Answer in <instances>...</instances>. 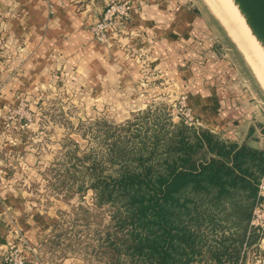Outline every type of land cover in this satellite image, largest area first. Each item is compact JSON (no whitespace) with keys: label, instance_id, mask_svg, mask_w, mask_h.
<instances>
[{"label":"crops","instance_id":"crops-1","mask_svg":"<svg viewBox=\"0 0 264 264\" xmlns=\"http://www.w3.org/2000/svg\"><path fill=\"white\" fill-rule=\"evenodd\" d=\"M110 1L0 0V214L25 233L30 260L46 248L60 218L40 209L27 185L44 181V170L68 147L76 118L123 122L174 98L177 88V96L191 99L202 128L264 151V96L254 94L252 76H242V51L215 16H204L192 0H128L126 31L103 45L90 27ZM247 50L264 65L252 43ZM60 100L84 107L57 110ZM20 101L35 123L20 141L16 133L8 141V108ZM57 112L70 117L67 126L57 124ZM260 251L246 254L243 264H264ZM47 264L83 262L68 255Z\"/></svg>","mask_w":264,"mask_h":264},{"label":"trees","instance_id":"trees-1","mask_svg":"<svg viewBox=\"0 0 264 264\" xmlns=\"http://www.w3.org/2000/svg\"><path fill=\"white\" fill-rule=\"evenodd\" d=\"M157 118L135 145L110 144L116 174L104 175L102 161L89 167L98 205L117 208L106 264H243L259 241L251 221L264 151Z\"/></svg>","mask_w":264,"mask_h":264},{"label":"rangeland","instance_id":"rangeland-1","mask_svg":"<svg viewBox=\"0 0 264 264\" xmlns=\"http://www.w3.org/2000/svg\"><path fill=\"white\" fill-rule=\"evenodd\" d=\"M191 3L192 7L196 3L204 16H215L226 33L233 37L239 51H242L241 58L246 61L243 68L239 67L243 73L242 76L244 77L246 73L252 76L254 94L258 95V98L264 96V65L252 50L253 53L247 50V48L250 49L252 42L244 32L228 1L192 0ZM233 25L239 34L232 30ZM239 38L242 39V43ZM254 51H257L255 46ZM176 92L177 88H175L174 98L167 101H154L144 111L132 115L123 122L101 120L95 122L96 120H77L76 118L77 128L72 133L66 134L68 147L65 150L63 148L60 153L58 152V159L44 170L46 173L43 174L44 181L27 185L29 191L35 194L31 197L32 201L38 203L37 206L40 209L44 211L56 210L55 213L60 218L58 226H55L50 238H48L46 248L38 254V257L30 260L28 257L30 243L25 233L13 222H7L6 215L0 214V264H4L6 253L10 252V250L8 251L9 247L12 244L23 243V238L28 242L23 248L25 255L32 264H34L33 262L35 264L57 262L68 255L76 256L82 260L83 264H106L107 259L102 254L101 245L106 239L109 228L114 226L113 215L117 208L111 204L98 205L95 191L90 188L93 180L89 167L95 160L102 161L105 167L102 170L104 175L116 174L120 167L119 164L107 160L110 144L116 140H131L132 145H135L138 143L137 135L143 134L146 127H153L154 117H158V122L161 124L167 122L166 118L175 124L180 121L185 123V118L182 120L179 113L190 112L194 115V119H198L200 123V118L195 113L193 103L188 95L180 94L177 96ZM20 102L15 107L10 106L9 108L18 107ZM82 102L84 103V101ZM82 102L80 100H60L57 101V110L61 107L80 109V107H84ZM27 109L32 113L33 125L36 115L29 108L28 103ZM57 113V124L67 126V120L70 117L66 115L62 117L59 112ZM191 127L198 128L201 125L197 124V126ZM30 128L24 131L14 129L11 133L4 134L3 138L9 141L13 138L11 137L13 133H16L18 141H20L24 136L23 133L29 131ZM60 134L64 135V133L57 132V136ZM70 135H76L79 141L73 140L74 138H71ZM132 148L135 149L136 146H132Z\"/></svg>","mask_w":264,"mask_h":264},{"label":"built area","instance_id":"built-area-1","mask_svg":"<svg viewBox=\"0 0 264 264\" xmlns=\"http://www.w3.org/2000/svg\"><path fill=\"white\" fill-rule=\"evenodd\" d=\"M132 5L128 0H112L103 11L102 17L91 25L90 30L94 38L103 45H108L114 35L126 31L131 18ZM185 123L191 126L200 124L198 119L190 112L179 113ZM32 113L27 109V103L21 101L16 108H9L3 134L11 133L12 130H27L32 125ZM251 227L259 234L257 244L247 249L246 254L259 256L264 247V179L259 186L257 204L253 211ZM23 243L12 244L4 257V264H32L25 255L24 246L28 244L23 238ZM35 264V262H33Z\"/></svg>","mask_w":264,"mask_h":264},{"label":"water","instance_id":"water-1","mask_svg":"<svg viewBox=\"0 0 264 264\" xmlns=\"http://www.w3.org/2000/svg\"><path fill=\"white\" fill-rule=\"evenodd\" d=\"M249 28L264 48V0H233Z\"/></svg>","mask_w":264,"mask_h":264},{"label":"bare ground","instance_id":"bare-ground-1","mask_svg":"<svg viewBox=\"0 0 264 264\" xmlns=\"http://www.w3.org/2000/svg\"><path fill=\"white\" fill-rule=\"evenodd\" d=\"M227 1H228L229 5L231 6L232 10L234 11V13H235L238 21L240 22L241 26L243 27L244 32L246 33L248 38L251 40L253 46L256 47V49H257L256 52L260 54L262 60L264 61V48L258 42L256 37L253 35V33H252L251 29L249 28L244 16L240 13V11H239L237 5H235L234 1L233 0H227Z\"/></svg>","mask_w":264,"mask_h":264}]
</instances>
